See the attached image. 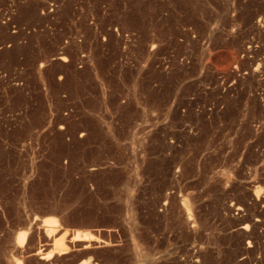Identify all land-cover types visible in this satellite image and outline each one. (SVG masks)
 I'll return each instance as SVG.
<instances>
[{"label":"rangeland","instance_id":"obj_1","mask_svg":"<svg viewBox=\"0 0 264 264\" xmlns=\"http://www.w3.org/2000/svg\"><path fill=\"white\" fill-rule=\"evenodd\" d=\"M83 263L264 264V0H0V264Z\"/></svg>","mask_w":264,"mask_h":264},{"label":"bare ground","instance_id":"obj_2","mask_svg":"<svg viewBox=\"0 0 264 264\" xmlns=\"http://www.w3.org/2000/svg\"><path fill=\"white\" fill-rule=\"evenodd\" d=\"M48 220L45 221V225L50 228L49 231H48L49 234H51V235L52 234H54V235L57 234L59 232V227H58L57 223L54 222V221L51 222V221H48ZM74 234L75 235L72 238V241L90 240L92 238V236L90 234H88V233L76 232ZM66 235H67V231L61 237L58 238L57 243H55V251H54V253L51 252L50 255L55 254V252H57L58 254H61V255L68 254L70 252V247L68 245H66V243H65V236ZM50 237L51 236H49L48 239H50Z\"/></svg>","mask_w":264,"mask_h":264}]
</instances>
